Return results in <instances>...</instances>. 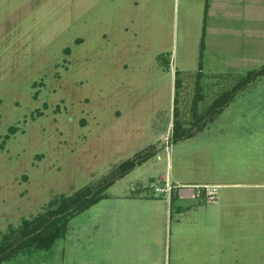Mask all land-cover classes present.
Listing matches in <instances>:
<instances>
[{"label": "rangeland", "instance_id": "obj_1", "mask_svg": "<svg viewBox=\"0 0 264 264\" xmlns=\"http://www.w3.org/2000/svg\"><path fill=\"white\" fill-rule=\"evenodd\" d=\"M188 3L3 1L0 264H77L125 217L166 264H264L263 50L204 55Z\"/></svg>", "mask_w": 264, "mask_h": 264}, {"label": "crops", "instance_id": "obj_2", "mask_svg": "<svg viewBox=\"0 0 264 264\" xmlns=\"http://www.w3.org/2000/svg\"><path fill=\"white\" fill-rule=\"evenodd\" d=\"M3 1L0 0V66H4L5 51V28L3 24ZM189 8V20L192 22L195 32L199 34V49L205 55L209 48L207 43L216 37V41L221 40L220 37L236 36L243 37L245 41L251 40L254 48L258 51L263 50L260 55L264 54V0H187ZM2 20V21H1ZM190 27V26H189ZM8 28H6V31ZM7 34V33H6ZM8 39V38H7ZM246 56L248 60H254L255 57ZM239 57H235L237 59ZM243 60V59H242ZM226 104V103H225ZM176 173L173 174L174 178ZM190 184V183H189ZM192 183L189 185L191 186ZM196 186V185H193ZM175 198V197H174ZM134 202L143 201L148 204L144 212L149 215H156L157 211L160 217H163L164 201L156 198H132ZM191 199V198H190ZM114 207H111L115 209ZM108 208V206H107ZM133 209V207H131ZM153 210V211H152ZM137 218L136 216H133ZM118 220V219H117ZM150 219L147 217L145 222ZM137 219H135V222ZM122 222V220H120ZM124 231L130 233H121L112 231L113 224L108 221L102 228L103 232H108L109 235V250L99 253L94 251L90 256L78 254L77 264H166L163 251L156 249L161 246V241L152 239L155 245L149 246L148 242L150 234L137 233L139 228H132V217H125ZM153 224V223H152ZM99 225L97 224V227ZM116 228V227H115ZM105 238V237H104ZM125 240L126 243L123 242ZM127 244L128 248H123L121 245ZM105 246V242L103 244ZM130 245V248H129ZM132 245H134L133 248ZM108 252V256L106 254ZM105 255L106 257H104ZM86 258V259H85Z\"/></svg>", "mask_w": 264, "mask_h": 264}, {"label": "trees", "instance_id": "obj_3", "mask_svg": "<svg viewBox=\"0 0 264 264\" xmlns=\"http://www.w3.org/2000/svg\"><path fill=\"white\" fill-rule=\"evenodd\" d=\"M261 73H264V65L261 67V68H259L258 70H253V71H251V73H250V75H252V74H261ZM249 80H251L250 78L248 79L247 78V80H244L243 82H242V84H240L239 85V87H235L232 91L233 92H236L241 86H243L245 83H247ZM232 93V92H231ZM229 98H227V100H228ZM226 100V101H227ZM225 101H223L221 104L219 103V104H217V105H215V107L213 108V110H212V112H214L215 110H217V109H219V108H221L225 103H224ZM209 114H211V112H209L207 115H209ZM188 135V133L185 135V136H187ZM180 137L179 136H177L175 139H179ZM133 165V163L132 162H127V163H125V164H123V166H124V168H123V172L124 171H126L127 170V168L128 167H131ZM49 241H53L52 239H49Z\"/></svg>", "mask_w": 264, "mask_h": 264}, {"label": "built area", "instance_id": "obj_4", "mask_svg": "<svg viewBox=\"0 0 264 264\" xmlns=\"http://www.w3.org/2000/svg\"><path fill=\"white\" fill-rule=\"evenodd\" d=\"M198 187V186H197ZM202 188L204 189V196L208 202H216L218 198V191L217 187L214 185H203ZM199 196V194H198Z\"/></svg>", "mask_w": 264, "mask_h": 264}]
</instances>
